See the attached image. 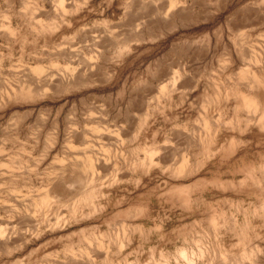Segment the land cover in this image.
Listing matches in <instances>:
<instances>
[{
  "label": "rangeland",
  "instance_id": "obj_1",
  "mask_svg": "<svg viewBox=\"0 0 264 264\" xmlns=\"http://www.w3.org/2000/svg\"><path fill=\"white\" fill-rule=\"evenodd\" d=\"M155 1L0 0V99L20 83L35 88L60 80L65 68L95 71L90 83L65 93L0 102V247L8 245L0 248V264H264V188L246 175L247 162H264V140L242 139L234 156L206 161L185 177L170 175L199 119L217 111L204 97L228 73L222 65L232 50L226 18L253 7L261 23L239 32L245 51H264V0H229L222 11L220 0H179L184 11L173 27L157 16L168 1ZM40 22L54 28L34 31ZM138 35L143 40L134 42ZM125 39L128 50L119 55L116 44ZM236 65L232 72L243 67ZM36 66L42 76L27 75ZM171 70L177 74L172 88ZM79 134L100 165L90 201L72 209L74 185L62 188L66 197L41 203L52 184L70 178L61 169L79 161L73 159L82 152ZM138 145L143 149L136 154ZM153 148L162 161L132 172L135 158Z\"/></svg>",
  "mask_w": 264,
  "mask_h": 264
},
{
  "label": "bare ground",
  "instance_id": "obj_2",
  "mask_svg": "<svg viewBox=\"0 0 264 264\" xmlns=\"http://www.w3.org/2000/svg\"><path fill=\"white\" fill-rule=\"evenodd\" d=\"M167 1H168V6L165 5V7L167 6L168 9L166 11H164V12L162 11V13H159V15H157V16H159V18L161 17L162 20L167 21L166 22V25H167L166 27H173L176 24L177 17L179 16L177 13L180 12L179 14L181 15V13H182V11H184V9L180 8V6H181L180 4L181 3L179 2V0H167ZM55 2H56V0H55ZM154 2H156V1L154 0ZM228 2H229V0H220V1L217 2V5L221 9V11L224 10V9L226 10V8H227V6L229 4ZM63 3H64V1H63ZM70 3L68 5H70ZM142 7H144V6H142ZM157 7L159 8V6H157ZM144 8L146 9L147 7H144ZM144 8H143V10H144ZM158 8H157V10H158ZM183 8H185V6ZM143 10H141V11L143 12ZM174 10H178V11H176V13H174L173 12ZM147 11H144V12H147ZM151 12L152 11L150 10V13ZM150 13H149L150 16H151V14H154V13H151V14ZM245 13L246 14H244L243 11L241 12L238 9V11L236 10L235 12H233L232 15H230L228 18H226L227 21H226L225 25H226L227 29L230 31V33L232 34V36H231V46H232L231 48H232V50L230 52H228V56L226 58H224L225 60L222 62V65H224L223 67L226 69V71H228V73L227 72L226 73L223 72L224 75L222 76V79L218 77V79H217L218 82H215L213 80L212 81L211 93L210 94H206L205 97H204V101H205V104L207 105V107L209 108L210 105H211L212 107L216 108L217 111H216L214 116H212L213 113H212V115H210V117L208 116V114H205L204 117L199 119L198 123L200 124V126L198 127L197 132H195L191 136L190 140L185 142L186 145H184L182 143L184 145V150H183L182 154L180 155V162L177 165H172L171 168H170V172H171L170 175L173 178H179V177L188 176V175L192 174L197 169L198 166L203 165L206 161H210L211 159H214V158L221 159V158H224V157L234 156L235 154H237V149L240 148V146H241V144L243 142L242 139L255 138V139L264 140V51H263V49H259V48H258V50H256L257 49L256 48L255 51L254 50H250L248 48V50L245 51L244 48L246 49L247 42H246L245 39L242 38V33L239 32L241 29H243L246 26L249 27L251 25L260 24L262 19H261V17H259V15H261V14H259L257 16V12H256V10L253 7H250V9H248L247 12L245 11ZM147 14H148V12H147ZM147 14H146V16H147ZM155 15H153V16L155 17ZM132 16H134V15H132ZM256 16H257V18H256ZM130 17H128V18H130ZM180 17L182 18V16H180ZM140 21H142V20H140ZM150 21H149V23H150ZM179 21H181V20H179ZM135 25L137 26L136 22H135ZM135 25L133 26V28H135ZM141 25H143V23H141ZM145 25H146V23H145ZM155 25H156V23H155ZM152 27H153V24H152ZM52 28H54V27L50 26V24H45L44 22H40V23H37V25L35 27H33V30L36 31V32H43L45 30H49V29H52ZM147 28H148L149 31L152 32V29H151L150 26H148ZM163 28H165V27H163ZM154 29H156V28H154ZM130 30H132V29H130ZM149 31H147L148 32L147 34H149ZM217 31H219V30H217ZM151 32H150V34H151ZM150 34H149V36H150ZM122 35H123V33H122ZM127 35H128V33H127ZM139 35H140V33H139ZM139 35L136 38L133 37L134 39H132V40H134V42H138V41L143 40L142 39L143 37L141 38V37H139ZM123 36H125V35H123ZM107 37H109V36H107ZM124 38H126V37H124ZM215 38H216V40H218L219 36L216 35ZM99 41H100V39H99ZM101 41H102V39H101ZM130 41L131 40L126 41V39H125L124 42L117 43L116 44L117 45L116 53L121 55L122 53H124L125 50L127 51ZM96 42H98V41L96 40ZM106 44L107 43H105V45ZM92 45H94V44H92ZM107 45H109V44H107ZM107 45H106V47H107ZM97 46H95V47H97ZM93 49H94V46H93ZM87 50H89V49H87ZM215 50H213V53H214ZM67 51H69V50H67ZM95 51H97V50H95ZM200 51H202V50H200ZM65 52H66V50H65ZM75 52H77V51H75ZM71 53H68V54L70 55ZM195 53H197V52H195ZM202 53H203V51H202ZM60 54H62V53H58V55H60ZM198 54H196V55L198 56ZM68 57H70V56H68ZM66 59H68V58H66ZM73 59H74V57H73ZM197 59H198V57H197ZM75 60H76V58H75ZM83 60H85L84 57H83ZM194 60L195 59H193V61ZM96 61L97 60H95L93 62H96ZM177 63L179 64V62H177ZM182 63L183 62H181L180 64L182 65ZM184 63H185V61H184ZM236 63H237L236 66L242 64L243 67L239 68L238 72H232V69H233L232 66H234V64H236ZM85 64H87V63H85ZM91 64H92V62H91ZM78 65H81V64L78 62ZM181 65H179V66L181 67ZM82 66H83V64H82ZM175 66L177 67V64ZM186 66H187V64H186ZM95 67H97V65H95ZM23 69L25 70V67ZM157 69L159 70V68H157ZM57 70H59V69H57ZM60 70H62V68ZM93 70L94 69H93L92 65L91 66H86L83 69H79L78 68V71H74L72 68H65L64 74L61 75V79L60 80H52V78L50 77L51 79H49V80L47 79L48 83H46V82L44 84H40L39 83L40 85H37L36 87L34 86L36 83L33 85V83H34L33 82L32 85L35 88H31V85H27L26 83L25 84H21L20 83V86H18L16 89H9L8 92L7 91L4 92V94L1 95L0 102H1V104L5 105L6 103H8L10 100H13V99H18V98L19 99L37 98V97H41V96L47 94L48 92L49 93H59V92L65 93V92H68L69 90H73L74 88H77L79 86H83V85H86V84L90 83L94 79V76H95L94 75L95 71H93ZM173 71L171 72L170 75H172L173 73H174V75L170 79V82H169V83H171V85H169V86H171V88L174 86V81H175V78H176V75H177L175 73L176 71L175 72H173ZM60 72H59V74H60ZM42 73H43V68L40 67V66H36V67H33V68H29L27 75L30 74L31 76H40ZM49 73L51 74V72H49ZM165 73H167V72H165ZM22 74H24V73H22ZM162 75H164V74H162ZM192 75H193V73H192ZM51 76H52V74H51ZM30 78H29L28 82H30ZM55 78H56V76H55ZM32 79H33V77H32ZM187 79H189V78H187ZM39 80H41V79H39ZM45 81H46V78H45ZM167 81H168V79H167ZM192 82H193V84L190 82L192 84V86L191 85L190 86L193 88V87L196 86V83H194V81H192ZM196 82H198V80H196ZM178 84H179V82H178ZM182 84H183V82H182ZM176 86H177V84H176ZM167 92L168 91L165 90L164 88H160V90H159L160 95H163V96H165L167 94ZM135 99L137 100V98H135ZM129 100H131V99H129ZM141 103H142V101H141ZM225 113H228L229 115H226ZM107 114H108V112H107ZM95 117L97 118V116H95ZM72 120H74V119H72ZM131 123H132V121H131ZM52 128H54V127H52ZM119 129H120V127H119ZM105 131H107L106 128H105ZM124 131H125V129H124ZM72 132H73L72 133L73 135H76L74 131H72ZM92 132L93 133H97L98 132V128H93ZM222 134H223V136H222ZM104 135L102 137H104ZM122 135H120V136H122ZM184 135L185 134L182 135V138H183ZM96 136H98V135H96ZM172 136H174V135H172ZM174 137H176V133H175ZM178 137H179V135H178ZM180 137H181V134H180ZM182 138H180V139H182ZM75 139H77V138H75ZM78 139H79V141L81 140V145H83V147H81V151L82 152H81L80 156H78L77 158L73 157V159H75V160L78 159L79 161H77L76 163L70 164L69 166L67 165L68 167L66 169H61V173L64 174L65 172H67L70 175V178L65 179V180H61L60 183H58V184H52L50 189L47 192H45L44 195H42L41 200H40L41 203H48L53 198H56V197H66L67 193L62 188L64 186L67 187V186H74V185H77L79 187L75 190L74 195L71 198L72 209H76L81 202L90 201V196H91V194L93 192V187H92L93 186V182H95L96 179H97L96 176H94L95 170L100 165H97V163L95 161L96 157H95L94 154H90V153L86 152L88 150L87 149L88 147L84 146L85 137L79 134ZM100 139H102V138H100ZM109 139H110V137H108V142L110 141ZM113 139H116V138H113ZM180 139H179V141H180ZM179 141L177 143H179ZM184 141H186V140H184ZM79 144H80V142H79ZM183 145H182V147H183ZM67 147L69 148V147H71V145H68ZM182 147H181V149H182ZM142 149L143 148L140 147V145H138L137 147H135L134 150L136 151V154H138L137 152H139ZM171 149H173V148H171ZM77 150H78V148H77ZM167 150H168V147H167ZM174 150H176V149H174ZM169 153H170V151H169ZM140 156H137L135 158V160L129 165L130 166L129 169L132 172L136 171V170H140V172H147L149 169L153 168L160 161H162L160 159V153L157 151V149H154V148L152 150V153L149 156H148V154H144L141 157ZM190 156L194 158V162H192V164H191ZM165 157L167 158V156H165ZM166 158H164V159H166ZM169 161H172V160L170 159ZM100 163H102L101 160H100ZM166 164L167 163H165V165ZM246 164H247V168H246V173L247 174L246 175L250 178V180H252V184L253 185H257L260 188H264V162H262L260 164H255L254 162H247ZM108 168H110V166ZM255 169H257V171ZM65 178H67V177H65ZM32 204L35 207L41 206L40 203L38 202V200H35V199H33ZM3 231L0 230V239H2L5 236V232H3ZM122 234L126 235V231L122 230ZM20 237H21V235H20ZM9 240H10V238H9ZM7 247H8V245L5 242H3V244L1 245L0 248L7 249ZM255 249H256V253H261L262 252L261 248H259V247H256ZM65 258H67V257H65ZM68 259H69V256H68ZM250 259L248 258V260H250ZM57 264H59V263L57 262ZM74 264H77V263L75 262Z\"/></svg>",
  "mask_w": 264,
  "mask_h": 264
}]
</instances>
